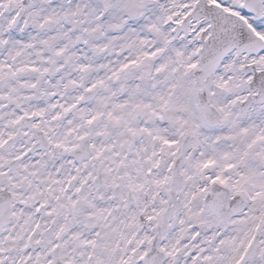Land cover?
Masks as SVG:
<instances>
[{
	"label": "snow or ice",
	"instance_id": "1",
	"mask_svg": "<svg viewBox=\"0 0 264 264\" xmlns=\"http://www.w3.org/2000/svg\"><path fill=\"white\" fill-rule=\"evenodd\" d=\"M0 264H264V0H0Z\"/></svg>",
	"mask_w": 264,
	"mask_h": 264
}]
</instances>
